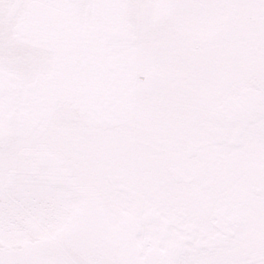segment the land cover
<instances>
[{"label":"snow or ice","instance_id":"1","mask_svg":"<svg viewBox=\"0 0 264 264\" xmlns=\"http://www.w3.org/2000/svg\"><path fill=\"white\" fill-rule=\"evenodd\" d=\"M0 264H264V0H0Z\"/></svg>","mask_w":264,"mask_h":264}]
</instances>
